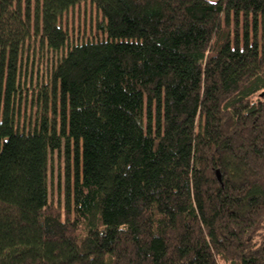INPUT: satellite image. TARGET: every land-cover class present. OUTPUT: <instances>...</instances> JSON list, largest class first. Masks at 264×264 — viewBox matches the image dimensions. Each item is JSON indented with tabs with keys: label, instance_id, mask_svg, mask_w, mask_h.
Here are the masks:
<instances>
[{
	"label": "trees",
	"instance_id": "obj_1",
	"mask_svg": "<svg viewBox=\"0 0 264 264\" xmlns=\"http://www.w3.org/2000/svg\"><path fill=\"white\" fill-rule=\"evenodd\" d=\"M82 3L101 37L73 44L59 20ZM260 17L264 0H0V264H264ZM32 36L57 60L28 93ZM70 141L62 208L48 161Z\"/></svg>",
	"mask_w": 264,
	"mask_h": 264
},
{
	"label": "rangeland",
	"instance_id": "obj_2",
	"mask_svg": "<svg viewBox=\"0 0 264 264\" xmlns=\"http://www.w3.org/2000/svg\"><path fill=\"white\" fill-rule=\"evenodd\" d=\"M217 1V0H209ZM102 22L100 13L96 8L90 3H82L68 12H66L59 20L60 26L68 33L69 38L73 44L87 42L100 38V34L97 31V25ZM259 45L260 51L264 53V17L259 19ZM32 39H39V36H32ZM22 62L24 60V67L21 69V81L23 69L26 68L27 73V85L23 87L24 92L28 90V93L32 91V87L36 85L37 79L40 81L45 74V62L57 60V57L52 58L50 55H47L45 58H42L40 52L39 41H34L27 43L24 47ZM32 85V86H31ZM24 99V94H23ZM25 105L24 100L22 101L21 107ZM56 123H57V132H59V111L60 103L59 96L57 95L56 99ZM53 97L51 93L50 82H48V106H47V115L49 120L53 116ZM26 115L31 116V109L27 108ZM69 111L67 110V115ZM67 119V129H69ZM65 147L62 146L59 151L54 152L49 156L48 161V189H49V198L52 203L60 207H64V183H65V165H66V156H68L69 161V170L71 178L73 179V170H74V144L70 141L69 155L66 153Z\"/></svg>",
	"mask_w": 264,
	"mask_h": 264
},
{
	"label": "crops",
	"instance_id": "obj_3",
	"mask_svg": "<svg viewBox=\"0 0 264 264\" xmlns=\"http://www.w3.org/2000/svg\"><path fill=\"white\" fill-rule=\"evenodd\" d=\"M209 1V0H208Z\"/></svg>",
	"mask_w": 264,
	"mask_h": 264
}]
</instances>
